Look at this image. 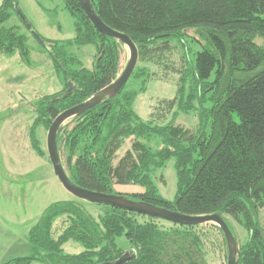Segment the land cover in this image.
I'll return each instance as SVG.
<instances>
[{"label": "trees", "instance_id": "16d2710c", "mask_svg": "<svg viewBox=\"0 0 264 264\" xmlns=\"http://www.w3.org/2000/svg\"><path fill=\"white\" fill-rule=\"evenodd\" d=\"M63 1L74 19L75 36L53 40L40 35L64 83L61 91L44 95L34 105L37 117L30 139L40 156L45 152L38 126L49 129L60 112L120 74L123 44L99 32L78 0ZM91 1L108 26L133 39L139 62L147 65L137 64L117 96L60 128L57 141L69 177L84 188L184 214L243 217L249 239L240 246L239 264H264V225L258 216L264 208V42H257L258 37L264 41V0ZM17 8L18 0H3L0 6V55L19 54L30 66L29 37L16 26H4ZM188 30L199 38L189 37ZM198 44L200 50H194ZM88 45L97 49L91 69L70 51ZM173 48L184 51L188 72L180 76L176 95L160 99L144 119L136 101L146 91L148 77L155 78L151 65L164 64ZM179 113L198 116L195 131L177 123ZM129 140L131 147L116 162ZM171 159L177 170L174 199L164 197L154 180ZM117 185L139 191L121 193ZM102 206L104 212L96 217L78 199L52 203L29 231L31 254L5 264H109L127 252L135 258L125 264H207L196 226L168 222L172 226L165 227L164 220ZM62 217L66 226L57 236L54 225ZM123 236L128 249L118 245ZM70 240L84 250L66 253L64 245Z\"/></svg>", "mask_w": 264, "mask_h": 264}, {"label": "rangeland", "instance_id": "374dc122", "mask_svg": "<svg viewBox=\"0 0 264 264\" xmlns=\"http://www.w3.org/2000/svg\"><path fill=\"white\" fill-rule=\"evenodd\" d=\"M2 2L3 0H0V6ZM28 24L32 26V30ZM4 26L7 28L16 26L29 37L33 61L29 66L23 63L19 54L13 57L0 55V264H5L17 256L31 254L29 228L37 222L49 205L58 201L77 199L63 187L54 172L47 150L49 129L44 125L37 128V136L45 156H40L33 149L30 139V128L37 117L34 111L35 103L44 95L61 91L64 86L63 80L55 72L50 55L33 32L46 39H71L76 34L74 19L65 8L63 0H18V8ZM187 33L189 37L199 38L194 30H188ZM257 42L262 44L264 41L258 37ZM198 45L194 50L201 48V45ZM70 51L79 57L85 67L92 68L97 54L96 47L88 45L75 47ZM129 56L128 47L123 46L120 73L125 68ZM184 56L182 48H173L171 52L165 54L164 64L151 65L156 73L155 78L148 77L146 91L140 94L135 104V109L142 118H149L160 99L173 98L176 95L180 76L188 72ZM138 65L144 67L143 65L147 64L138 62ZM141 83L142 80L139 79L137 89L141 87ZM188 85L189 83L187 88ZM176 121L195 131L199 118L194 113H179ZM70 122L71 120H68L63 126ZM131 144L129 140L123 145L116 162ZM65 160L64 156V165ZM5 179L13 181L7 191L4 186ZM154 180L164 197L174 199L177 191L175 160L171 159L164 168L158 170ZM138 189L134 186H116V190L121 193H134L139 191ZM79 201L96 217L104 212V207L100 204ZM258 216L264 225V208L259 211ZM224 217L233 229L239 247L244 245L249 239L244 218L241 217L238 221L230 215ZM65 219L62 217L56 221L55 235L61 234L66 226ZM161 223L165 227L172 226L165 221ZM194 232L202 241V254L207 264H227L228 245L218 225L213 223L199 225L195 227ZM117 242L121 248L128 249V240L125 236L120 237ZM64 250L68 254H78L84 247L81 243L70 240L64 245Z\"/></svg>", "mask_w": 264, "mask_h": 264}, {"label": "water", "instance_id": "95a60500", "mask_svg": "<svg viewBox=\"0 0 264 264\" xmlns=\"http://www.w3.org/2000/svg\"><path fill=\"white\" fill-rule=\"evenodd\" d=\"M78 1L95 28L102 34L113 38L122 43L123 46L128 47L130 56L125 68L116 80L98 90L85 101L60 112L51 123L47 135V150L56 176L59 178L63 187L79 200H86L100 205H111L120 209L183 226H199L209 223L216 224L223 232L227 241L229 252L227 264H239L241 250L238 239L223 215L219 213L202 215L184 214L176 210L159 207L144 201L134 200L124 195L108 194L84 188L74 183L69 177L57 141L60 128L68 120L82 115L86 111L96 107L106 98L117 96L130 80L139 62V49L133 39L127 33L120 32L108 26L98 15L91 0ZM33 34L40 42L44 43V40L41 39L38 33L33 32ZM134 258L135 254H133V252H127L122 258L109 264H125Z\"/></svg>", "mask_w": 264, "mask_h": 264}, {"label": "crops", "instance_id": "0c3cea01", "mask_svg": "<svg viewBox=\"0 0 264 264\" xmlns=\"http://www.w3.org/2000/svg\"><path fill=\"white\" fill-rule=\"evenodd\" d=\"M12 165H14V163H12ZM12 183H13V181L11 180L10 182L8 181V179H5L4 180V186H5V188H6V191H7V189H8V187H9V184H10V186L12 185ZM40 218V217H39ZM38 221V220H37ZM56 223V222H55ZM32 227V226H31ZM30 229L31 228H29V231H30ZM32 249V248H31ZM27 256V255H26ZM17 257H20V256H17ZM36 263V262H35ZM35 263H33V264H35Z\"/></svg>", "mask_w": 264, "mask_h": 264}]
</instances>
